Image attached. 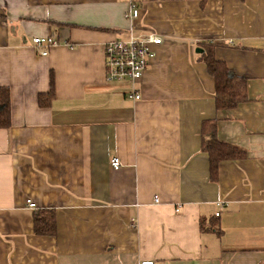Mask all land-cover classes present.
I'll return each instance as SVG.
<instances>
[{"label": "crops", "instance_id": "0c3cea01", "mask_svg": "<svg viewBox=\"0 0 264 264\" xmlns=\"http://www.w3.org/2000/svg\"><path fill=\"white\" fill-rule=\"evenodd\" d=\"M128 12V0H0L11 108L0 264H264V0H150L134 22ZM150 34L162 44L142 78L106 81L104 46ZM38 37L59 45L41 57ZM206 45L247 82L233 110H215L196 53ZM208 121L246 152L222 162L216 182L200 150ZM42 210L55 213L53 237L34 234Z\"/></svg>", "mask_w": 264, "mask_h": 264}, {"label": "trees", "instance_id": "16d2710c", "mask_svg": "<svg viewBox=\"0 0 264 264\" xmlns=\"http://www.w3.org/2000/svg\"><path fill=\"white\" fill-rule=\"evenodd\" d=\"M203 53L199 56L208 75L214 80V106L217 112L233 110L247 101L244 78L238 77L227 66L215 59L213 46H202ZM54 97L53 85L49 93L38 97V105L47 108ZM11 126L10 91L0 87V130ZM201 147L202 153L208 157L210 181L216 182L218 168L222 162L242 160L246 157L244 149L218 141L216 137L215 121L205 122L202 126ZM55 213L51 210H42L33 217V231L37 236L53 237L56 234Z\"/></svg>", "mask_w": 264, "mask_h": 264}, {"label": "built area", "instance_id": "2783aa9c", "mask_svg": "<svg viewBox=\"0 0 264 264\" xmlns=\"http://www.w3.org/2000/svg\"><path fill=\"white\" fill-rule=\"evenodd\" d=\"M150 0H128L129 12L124 16L128 22H134L140 14V7L143 3ZM162 44V39L153 34L144 37L129 36L126 40H114L104 46L105 59V78L108 82L129 81L138 82L151 61L155 57V48ZM33 47L38 51L41 57H46L51 48L57 47L58 42L51 37H38L32 39ZM131 100H139V94L132 92L129 95ZM113 170L121 168V162L118 158H112L109 162ZM153 203L158 204L157 196L153 197ZM30 209L35 208L31 201L27 202ZM225 205L217 203L219 210ZM216 217L219 213L215 214ZM139 264H154L152 261H141Z\"/></svg>", "mask_w": 264, "mask_h": 264}, {"label": "water", "instance_id": "95a60500", "mask_svg": "<svg viewBox=\"0 0 264 264\" xmlns=\"http://www.w3.org/2000/svg\"><path fill=\"white\" fill-rule=\"evenodd\" d=\"M196 53H197V54H202L203 51H202L201 49H198V50H196Z\"/></svg>", "mask_w": 264, "mask_h": 264}, {"label": "bare ground", "instance_id": "6f19581e", "mask_svg": "<svg viewBox=\"0 0 264 264\" xmlns=\"http://www.w3.org/2000/svg\"><path fill=\"white\" fill-rule=\"evenodd\" d=\"M114 171H116V170H114ZM118 171V170H117Z\"/></svg>", "mask_w": 264, "mask_h": 264}]
</instances>
